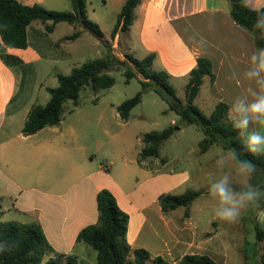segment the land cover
I'll use <instances>...</instances> for the list:
<instances>
[{
    "label": "crops",
    "instance_id": "crops-1",
    "mask_svg": "<svg viewBox=\"0 0 264 264\" xmlns=\"http://www.w3.org/2000/svg\"><path fill=\"white\" fill-rule=\"evenodd\" d=\"M17 1L26 6L40 4L54 10L59 0ZM246 2L254 10L264 6V0ZM214 3L215 0H204L199 11L178 16L155 9L139 12L138 8L129 34L135 35L137 46L144 53L143 58L151 53L156 54L152 69L168 72L171 83L179 80L188 82L189 72L197 66L198 57L211 59L216 75L211 86L219 98L217 103L235 101L249 86L243 80L242 73L249 66V58L256 48L253 37L233 23L230 8ZM200 16L199 31L191 20ZM185 19L184 29L175 25ZM38 22H33L27 28V48L5 47L6 54L19 58L23 65L72 59L75 47L62 51L60 41L51 39L49 34L52 33L47 34L44 25ZM73 27L75 32H82L76 40H66L74 44L84 31ZM191 33L194 37L189 38ZM130 35L129 42L132 41ZM104 36L111 42V37ZM126 46L127 53L132 54L135 47L130 48L129 43ZM17 69L18 66H8L0 58V216L5 217L11 210V204L4 206L7 199L18 211L29 214L41 225L51 246L44 262L53 259L56 263L62 260L66 263L68 257H77L80 262L93 264L85 257L87 245L78 243L76 239L81 230L98 222L97 195L100 190L108 189L129 216L127 241L131 248H145L152 259L163 256L172 264V259L168 257L185 244L186 234L182 229L172 232L168 227L158 204L160 195L152 201L144 199L139 205L135 204L132 193L125 188V181L115 178L111 169L109 172L96 170V153L82 143L83 133L79 126L84 124L91 130L94 124L98 127L107 121L77 117L65 122L62 116L58 126H47L34 135L24 136L23 127L30 110L37 105L39 87L22 88L25 97L18 101L20 87ZM233 73L241 74L239 84L232 78ZM58 74L62 73L56 76ZM205 78L210 81L209 77ZM95 106L98 107V104ZM79 110V106L74 107L70 115L78 114ZM142 136L134 134L130 137L135 138L142 148ZM141 148L136 153V172L144 177L146 184L161 177H174L173 172L167 175L161 169H156L158 175L155 176V169L140 166L138 159ZM125 167L128 168V165ZM186 179L187 174H184L181 182ZM261 226L264 229V223Z\"/></svg>",
    "mask_w": 264,
    "mask_h": 264
},
{
    "label": "rangeland",
    "instance_id": "rangeland-1",
    "mask_svg": "<svg viewBox=\"0 0 264 264\" xmlns=\"http://www.w3.org/2000/svg\"><path fill=\"white\" fill-rule=\"evenodd\" d=\"M123 1L87 0L88 18L97 23L109 38ZM203 3L204 0H142L139 12L155 9L158 12H169L171 16H178L182 13L199 11L203 7ZM214 4L230 8L228 0H215ZM54 8V10H48L71 11L72 5L70 0H59ZM201 20L202 16L191 20V22H195L199 31L201 30ZM186 21V19L178 21L175 25L184 29L183 25ZM80 29L84 31L83 36L74 44L66 41V38L75 32L74 27L70 24L61 23L54 33L49 34L51 39L60 41L62 51H68L75 47L76 52L72 54V59L50 63L44 61L29 65L22 63L21 67L18 66L20 87L18 101L25 97L22 88L35 89L39 87L37 105H45L50 99L47 89L55 88L59 84L57 73L68 75L72 68L78 67L88 60L105 56L106 45L90 31ZM129 35V32H119L113 39L111 38L110 46L113 55L122 61L125 60L126 44L129 43L130 48L135 47L132 54L142 59L144 53L137 46L135 35H130L132 37L130 42L128 41ZM192 37L194 35L191 33L189 38ZM108 74L114 78V86L96 93L91 87H85L80 91L78 99L80 112L70 115L74 110V105L70 100L64 104L63 120L68 122L77 117H92L107 121L98 127L94 124L91 130L84 124L79 126L83 133L82 143L96 153L97 159L94 162L96 170L102 169L103 172H109L111 169L115 178L125 181V188L132 193L131 198L135 204L139 205L144 199L152 201L153 198L162 194L180 195L188 190L204 192L190 207L187 215L185 208H179L169 215L163 214L172 232L175 231L174 229H182L186 234L185 244L172 251L171 256L168 257L170 260L172 259V264H182L179 258L183 254L208 255L219 264H263L261 258L264 254V239L260 240L256 225L264 231L258 218L259 213L264 211V207L249 205L242 211L236 222H225L215 218L213 209L216 205L208 194L210 183L225 174L229 175V185L236 191L244 190V186L249 184L256 186L257 182L252 180L251 174L239 173L235 162L232 161H228L223 166L217 165L216 161L219 157L228 152L220 146L213 145L208 152L201 153L199 143L205 138L201 129L193 124H185L180 116L170 110L168 103L154 91L144 93L141 104L131 111L128 120L121 118L117 106L133 98L141 90L142 79L138 74L127 82L124 70L116 67L108 71ZM186 83H188L187 80L172 81L177 90L176 96L183 102H186ZM218 99L209 79L205 78L195 105L209 116L215 109ZM223 102L227 103L231 109L234 100ZM96 104L98 107L95 106ZM167 127L175 128L173 136L163 143L160 157L144 161L143 166L155 169V176L158 175L156 169H161L167 175L173 172L174 177H161L146 184L144 177L136 172V153L141 145L130 136L134 134L142 136L153 131L164 130ZM166 162L167 166L163 167ZM126 164L128 168L125 167ZM184 174H187V179L181 182ZM262 180H264L263 177L258 182L263 183ZM4 204L6 207L11 204V210L5 217L0 216V222H35L29 214L20 212L13 207L9 200L6 199ZM87 247L86 259L97 264V252L90 246ZM130 260L133 262L132 255ZM56 264L66 263L62 260ZM147 264H153V261H148Z\"/></svg>",
    "mask_w": 264,
    "mask_h": 264
},
{
    "label": "trees",
    "instance_id": "trees-1",
    "mask_svg": "<svg viewBox=\"0 0 264 264\" xmlns=\"http://www.w3.org/2000/svg\"><path fill=\"white\" fill-rule=\"evenodd\" d=\"M230 16L233 23L253 37L255 48L264 47V35L254 27L260 15H264V6L258 10L249 7L246 0H228ZM71 11L48 10L40 4L26 6L17 0H0V58L8 66H20L22 61L6 54L4 48L26 49L27 28L35 21H40L48 33H53L61 23L90 31L106 45L105 56L88 60L74 67L70 74H58V86L48 88L50 99L45 105L34 106L23 127V135L30 136L38 133L47 126H58L62 121L64 104L71 100L74 107L78 106L80 91L91 87L96 93L110 89L115 80L108 74L114 67L124 70L127 82L138 74L143 77L141 90L131 99L117 107L119 116L128 120L131 111L141 104L144 93L154 91L166 101L171 111L181 117L185 124L198 126L205 138L199 143L201 153H206L211 146L217 145L229 151L236 149L241 160H249L256 165V172L251 174L256 186L264 188L259 183L264 178V155L253 156L242 146V136L235 129L229 117L230 106L220 101L216 104L211 115H206L195 105V100L201 93L204 78L209 77L213 85L216 79L214 64L207 57H198L197 66L190 70L186 85V102L180 100L177 90L171 83V77L165 70L156 71L153 68L156 54L151 53L143 59H138L130 53L125 54V60L113 55L110 42L105 39L100 26L88 17L87 0H70ZM142 0H125L117 15L116 24L111 38L117 33L130 31L136 20V10ZM82 32L76 30L66 40H76ZM174 127L161 131H153L142 136V148L138 163L143 166L150 158L158 159L160 150L167 140L171 139ZM202 191L188 190L180 195L162 194L158 204L164 214L169 215L179 208H185L186 215L193 203L203 194ZM99 220L80 231L77 242L90 246L97 252V264H147L152 259L151 253L145 248L132 249L127 241L129 216L118 205L115 196L103 189L97 195ZM264 207L261 203L260 208ZM260 240L264 239V231L256 225ZM51 251V246L38 222L22 223L18 221L0 222V264H55L50 259L44 262L45 256ZM133 256V262L130 256ZM264 264V254L262 255ZM153 264H171L163 256L152 259ZM182 264H219L208 255L186 254L181 259ZM66 264H90L80 262L77 257H68Z\"/></svg>",
    "mask_w": 264,
    "mask_h": 264
},
{
    "label": "clouds",
    "instance_id": "clouds-1",
    "mask_svg": "<svg viewBox=\"0 0 264 264\" xmlns=\"http://www.w3.org/2000/svg\"><path fill=\"white\" fill-rule=\"evenodd\" d=\"M254 27L264 35V15L258 17ZM240 75L233 73L232 78L237 84L240 83ZM242 78L249 86L236 97L229 117L243 137L242 146L246 152L253 156L264 155V47L252 53ZM228 161L235 162L241 174L256 172V165L249 160H241L236 149H230L226 155L222 154L216 163L223 166ZM208 194L216 205L213 209L215 218L225 222H236L249 205L260 207L264 203V188L249 184L244 186V190L236 191L229 185L228 174L211 182ZM258 218L264 223V211L259 213Z\"/></svg>",
    "mask_w": 264,
    "mask_h": 264
}]
</instances>
